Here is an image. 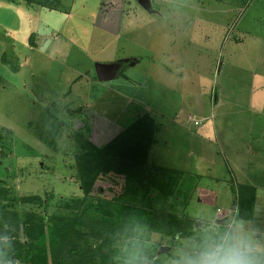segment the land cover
<instances>
[{"label":"rangeland","instance_id":"rangeland-1","mask_svg":"<svg viewBox=\"0 0 264 264\" xmlns=\"http://www.w3.org/2000/svg\"><path fill=\"white\" fill-rule=\"evenodd\" d=\"M47 1L57 7L0 0V179L13 195H47L49 213L81 196L72 132L100 146L147 113L151 160L181 172L190 191L175 209L200 226L175 244L146 232L169 252L144 264H176L239 224L264 243V115L252 108L264 103V0ZM114 60L125 66L99 80L95 65ZM242 185L255 187L251 220L234 218Z\"/></svg>","mask_w":264,"mask_h":264},{"label":"trees","instance_id":"trees-1","mask_svg":"<svg viewBox=\"0 0 264 264\" xmlns=\"http://www.w3.org/2000/svg\"><path fill=\"white\" fill-rule=\"evenodd\" d=\"M24 2L57 7L45 0ZM155 130V120L144 113L100 146L89 140L84 127L73 131L82 195L60 199L50 213L49 196L13 195L0 179V235L12 238L18 264H144L161 247L159 242L145 243L146 232L169 237L174 244L192 236L196 220L175 209L180 195L187 198L190 191L182 186L181 172L151 160ZM102 178L107 187L98 185ZM117 185L119 190L113 188ZM107 188L114 193L103 194ZM235 203L234 218L251 220L255 187L242 185Z\"/></svg>","mask_w":264,"mask_h":264},{"label":"clouds","instance_id":"clouds-1","mask_svg":"<svg viewBox=\"0 0 264 264\" xmlns=\"http://www.w3.org/2000/svg\"><path fill=\"white\" fill-rule=\"evenodd\" d=\"M261 191V190H258ZM0 264H18L13 255L12 238L0 235ZM176 264H264V243L256 233H246L239 224L219 240L206 242L197 254H185Z\"/></svg>","mask_w":264,"mask_h":264},{"label":"water","instance_id":"water-1","mask_svg":"<svg viewBox=\"0 0 264 264\" xmlns=\"http://www.w3.org/2000/svg\"><path fill=\"white\" fill-rule=\"evenodd\" d=\"M140 2H141V5H143L144 7H147L150 5V0H140ZM121 65L122 64L120 62L97 63L95 65L96 75L99 78V80H110L117 75V72L120 70ZM233 209H235V207H233ZM199 224L200 223H196L195 226L197 227ZM162 252H169V247L161 246L159 248L158 253H162Z\"/></svg>","mask_w":264,"mask_h":264},{"label":"crops","instance_id":"crops-1","mask_svg":"<svg viewBox=\"0 0 264 264\" xmlns=\"http://www.w3.org/2000/svg\"><path fill=\"white\" fill-rule=\"evenodd\" d=\"M34 35L36 34V33H33ZM38 41L37 42H33L32 43V46H37L38 47V45H39V38L37 39ZM54 42V41H53ZM36 47V48H37ZM115 62H119V61H109V62H107V63H115ZM122 65H121V68H120V70L122 69ZM95 70V69H94ZM119 70V71H120ZM119 71L117 72V75H118V73H119ZM116 75V76H117ZM115 76V77H116ZM80 77H78V79H79ZM75 80H77V78L75 79ZM256 99V100H255ZM253 101H254V103H255V101H256V103L259 105L258 107L257 106H254V107H252L256 112H257V114H260V115H264V103H262L261 104V102H262V100H260V97L258 98V97H254L253 98ZM97 115H99V120L97 121L98 123H99V125L102 127L101 129H102V133H104L106 130H107V128L109 127V129L111 128V130H112V126H113V123L111 122V121H109L107 118H103V117H100L101 115L100 114H97ZM104 120V123L102 122ZM106 122V123H105ZM114 137V136H113ZM112 137V138H113ZM185 197V196H184ZM185 200L187 201V198L185 197ZM188 206V203L187 204H185L184 205V208L185 207H187ZM188 214V213H187ZM227 219V217H219V218H217L216 219V223H224L225 222V220ZM224 220V221H223Z\"/></svg>","mask_w":264,"mask_h":264},{"label":"flooded vegetation","instance_id":"flooded-vegetation-1","mask_svg":"<svg viewBox=\"0 0 264 264\" xmlns=\"http://www.w3.org/2000/svg\"><path fill=\"white\" fill-rule=\"evenodd\" d=\"M196 223H197V222H196ZM196 223H195V224H196Z\"/></svg>","mask_w":264,"mask_h":264}]
</instances>
